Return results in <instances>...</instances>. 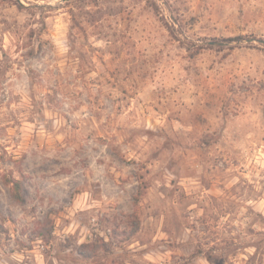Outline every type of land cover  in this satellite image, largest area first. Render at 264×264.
<instances>
[{
    "label": "rangeland",
    "instance_id": "374dc122",
    "mask_svg": "<svg viewBox=\"0 0 264 264\" xmlns=\"http://www.w3.org/2000/svg\"><path fill=\"white\" fill-rule=\"evenodd\" d=\"M0 264H264V0H0Z\"/></svg>",
    "mask_w": 264,
    "mask_h": 264
},
{
    "label": "trees",
    "instance_id": "16d2710c",
    "mask_svg": "<svg viewBox=\"0 0 264 264\" xmlns=\"http://www.w3.org/2000/svg\"><path fill=\"white\" fill-rule=\"evenodd\" d=\"M241 38L240 37H237V38H229V39H226L225 41H228V42H234V41H238V40H240ZM14 189H15V191H14V193H13V197H14V199L17 201V202H19V203H23L24 202V198H23V196H22V193H21V183L20 182H18V181H16L15 183H14Z\"/></svg>",
    "mask_w": 264,
    "mask_h": 264
}]
</instances>
